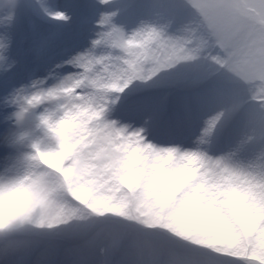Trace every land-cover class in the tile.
Here are the masks:
<instances>
[{
	"label": "snow or ice",
	"instance_id": "6c2138e0",
	"mask_svg": "<svg viewBox=\"0 0 264 264\" xmlns=\"http://www.w3.org/2000/svg\"><path fill=\"white\" fill-rule=\"evenodd\" d=\"M9 73L18 120L55 106L30 159L62 203L30 226L69 264H264V0H0Z\"/></svg>",
	"mask_w": 264,
	"mask_h": 264
},
{
	"label": "rangeland",
	"instance_id": "374dc122",
	"mask_svg": "<svg viewBox=\"0 0 264 264\" xmlns=\"http://www.w3.org/2000/svg\"><path fill=\"white\" fill-rule=\"evenodd\" d=\"M66 2L70 8L74 9L84 0H66ZM74 28L75 25L66 31L72 32ZM15 32L20 56H33L34 52H30L29 47L38 37L30 32L23 11L19 13ZM81 40L82 38L75 36L69 38V42L74 44L80 43ZM15 71L18 73L19 69ZM0 80L5 85L9 80L19 82L14 73L0 75ZM2 97L3 92L0 91V173L7 174L12 169L20 167L22 154L31 153L34 144L41 150H54L58 145L40 121V117L46 114V109L48 112L55 110L54 105L30 109L22 119L18 120L16 117L19 111L18 106L5 107ZM37 244L39 248L35 247ZM51 245L50 237L34 231L30 225L12 230L0 235V264H48L51 260L57 262V259L62 264H69L62 255L56 254Z\"/></svg>",
	"mask_w": 264,
	"mask_h": 264
},
{
	"label": "clouds",
	"instance_id": "9594fccd",
	"mask_svg": "<svg viewBox=\"0 0 264 264\" xmlns=\"http://www.w3.org/2000/svg\"><path fill=\"white\" fill-rule=\"evenodd\" d=\"M24 153L19 168L0 173V235L55 215L62 203L51 164Z\"/></svg>",
	"mask_w": 264,
	"mask_h": 264
},
{
	"label": "bare ground",
	"instance_id": "6f19581e",
	"mask_svg": "<svg viewBox=\"0 0 264 264\" xmlns=\"http://www.w3.org/2000/svg\"><path fill=\"white\" fill-rule=\"evenodd\" d=\"M48 264H62L61 262H59V260L57 259V262L56 261H53V260H51L50 261V263H48Z\"/></svg>",
	"mask_w": 264,
	"mask_h": 264
}]
</instances>
